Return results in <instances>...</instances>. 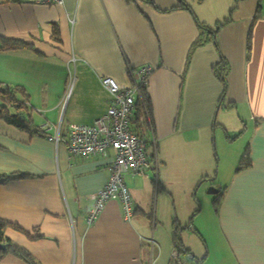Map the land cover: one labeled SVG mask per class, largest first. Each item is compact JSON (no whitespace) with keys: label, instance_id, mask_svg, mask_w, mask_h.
<instances>
[{"label":"crops","instance_id":"0c3cea01","mask_svg":"<svg viewBox=\"0 0 264 264\" xmlns=\"http://www.w3.org/2000/svg\"><path fill=\"white\" fill-rule=\"evenodd\" d=\"M211 1L0 0V37L34 47L0 51V82L26 89L44 132L31 134L0 120V171L8 175L0 182V219L29 232L6 228L39 263L152 264L144 193L152 191L151 180L161 196L160 146L194 140L217 125L220 110L235 108L247 137L235 168L224 174L218 204L215 197L200 217L190 199V229L205 238L200 264L211 256L212 264H264V0ZM227 17L216 41L205 34L194 46L199 22L213 27ZM222 60L225 80L214 71ZM143 65L154 71L136 102H143L144 92L149 104H139L143 110H135L134 123L148 141L153 166L125 174L134 199L131 219L113 197L89 225L86 215L109 179L110 157L73 155L68 126L91 124L107 111L111 95L103 76L135 85L133 75ZM246 149L251 164L237 171ZM214 223L218 238L207 233ZM0 264L31 263L9 252Z\"/></svg>","mask_w":264,"mask_h":264},{"label":"rangeland","instance_id":"374dc122","mask_svg":"<svg viewBox=\"0 0 264 264\" xmlns=\"http://www.w3.org/2000/svg\"><path fill=\"white\" fill-rule=\"evenodd\" d=\"M213 3L206 0L205 6ZM211 20L215 22L214 18ZM2 103L0 98V104ZM244 128V121L240 119V114L235 108H228V111L223 108L219 111L214 128L204 129L198 133L200 136L190 142L160 146V167L162 169L165 166V170L160 173L161 196L158 200L154 193L155 185L151 180L148 181L152 191L146 190L144 193L148 202V218L145 220L149 229V257L152 264H170L175 261L181 264H200V260L206 257L205 238L197 230L190 229L193 225L190 221L193 214L190 199H193L195 208L200 210V217L210 211L217 193L224 188V174H231L235 168L238 148L247 137ZM153 179L155 181V178ZM210 189L218 192L212 193ZM164 195H167V198ZM187 225L189 227H186ZM178 229L179 233L183 229V235L179 234L182 239L180 241H183L185 248H192L191 250L200 256L199 261L193 258L194 253L192 256L182 250L180 258L176 259L173 254L176 249L174 233L178 232ZM209 231L213 237H219L215 223L207 231L211 236ZM202 233L207 237L205 229ZM212 259V256L208 259L209 264H212Z\"/></svg>","mask_w":264,"mask_h":264},{"label":"built area","instance_id":"2783aa9c","mask_svg":"<svg viewBox=\"0 0 264 264\" xmlns=\"http://www.w3.org/2000/svg\"><path fill=\"white\" fill-rule=\"evenodd\" d=\"M46 3H64V0H42ZM154 69L143 65L135 71L136 84L122 86L113 77L103 76L102 84L111 95L107 111L91 124H70L66 144L73 155L110 157V175L106 184L96 193L95 202L88 210L86 221L93 224L113 197L121 202L123 216L132 218L134 199L126 182L125 174L146 173L152 166V154L148 141L134 124L136 95L146 85ZM45 130L49 125L43 126ZM58 139L60 136L57 137ZM156 151V149L154 150ZM176 255V252L174 253Z\"/></svg>","mask_w":264,"mask_h":264},{"label":"trees","instance_id":"16d2710c","mask_svg":"<svg viewBox=\"0 0 264 264\" xmlns=\"http://www.w3.org/2000/svg\"><path fill=\"white\" fill-rule=\"evenodd\" d=\"M185 6V4L183 3ZM230 21V18L227 17L225 19L219 20L215 23L213 27L204 24L203 22H199L200 26V36L197 41L194 43V46L204 42V35L208 34L212 39L216 41L217 31L226 23ZM32 43H27L21 41L19 39L14 38H6L0 37V51L1 50H11V49H33ZM227 70V63L225 60H222L217 66L214 67V71L217 73L218 77L222 80L224 79L225 73ZM0 98L2 100V104H0V120H3L9 124L15 125L18 128L29 131L31 134H39L44 135L41 128L38 127L34 121V118L31 114L30 96L26 89L20 85H10L3 84L0 82ZM223 101V99H222ZM221 101V102H222ZM141 104H149V98L143 92V102L137 104L136 102V110L138 112H142L143 108L139 106ZM135 114V113H134ZM135 121V120H133ZM135 124V123H134ZM251 164V160L249 157V149H246L239 166L237 167V171L249 167ZM7 173L0 171V182H2L6 177ZM221 191H219V195H221ZM215 205L218 204V196H216ZM12 227L19 231H23L29 234L28 231H25L22 227H20L17 223H13L4 219H0V244H4L5 248H0V259L7 253L12 252L31 264H41L36 259L32 257V255L27 251L24 247L14 242L11 238L6 235V228ZM179 229L178 232L174 233V244L176 245V259L180 257V250L186 251L189 254L193 253L189 249H185L183 241H180L179 237ZM182 240V239H181ZM179 241L182 242V248L179 245ZM201 261V260H200ZM170 264H181L178 261Z\"/></svg>","mask_w":264,"mask_h":264},{"label":"water","instance_id":"95a60500","mask_svg":"<svg viewBox=\"0 0 264 264\" xmlns=\"http://www.w3.org/2000/svg\"><path fill=\"white\" fill-rule=\"evenodd\" d=\"M210 192L217 193L218 191L215 190V189H210ZM0 248L4 249L5 248V245L4 244H0Z\"/></svg>","mask_w":264,"mask_h":264}]
</instances>
